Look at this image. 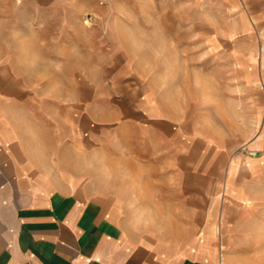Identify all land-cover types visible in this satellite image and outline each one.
<instances>
[{"label": "crops", "instance_id": "1", "mask_svg": "<svg viewBox=\"0 0 264 264\" xmlns=\"http://www.w3.org/2000/svg\"><path fill=\"white\" fill-rule=\"evenodd\" d=\"M4 1L35 11L59 7L61 2ZM218 1L236 13L242 10L229 19L227 28H217L218 37L230 42L243 35L227 49L230 69L237 72L242 87L253 89L251 102L260 109L254 118L261 119L244 152L229 159L227 152L204 143L199 145L209 153L202 160L172 163L168 158L157 163V143L165 155L172 151L174 125L170 107L156 106L149 80L137 79L144 89L141 95L123 102L121 111L120 107L110 111L109 116L118 117L115 128L93 130L95 103L87 105L78 119L73 103L62 114L54 101L46 107L33 103L27 80L22 85L10 74L14 70L10 58L0 59V264H264V255L239 250L264 247V229L258 243L247 237L248 218L257 212L252 201L264 186V0ZM31 23L23 19L24 47L28 40L45 36L29 31ZM116 52L113 64L120 55ZM58 82L52 80L49 86ZM108 112L102 108L99 117ZM188 134L185 148L196 140ZM111 135L121 142L122 155L116 159L108 158ZM213 152L216 157L207 158ZM78 163H125L146 169L142 177L149 183H162L153 199L155 214L166 221L157 234L125 226L120 218L123 192H93L81 179ZM172 180L178 181L179 191L174 193L168 188ZM170 200L179 202L173 205ZM172 215L181 218H167Z\"/></svg>", "mask_w": 264, "mask_h": 264}, {"label": "rangeland", "instance_id": "2", "mask_svg": "<svg viewBox=\"0 0 264 264\" xmlns=\"http://www.w3.org/2000/svg\"><path fill=\"white\" fill-rule=\"evenodd\" d=\"M60 1L59 7L35 11L0 0V59L10 58L14 69L10 74L22 85L23 79L27 80L31 102L46 107L54 101L60 114L73 103L77 119L93 102L96 107L91 128L113 129L118 117L109 116L110 111L117 107L121 111L123 102L140 96L144 89L138 87L137 79H145L152 85L156 106H169L173 117L172 151L165 155L157 143V163L168 158L172 163H187L188 158L189 162L202 160L209 153H203L204 146L199 145L204 143L214 151L227 152L228 159L244 152L245 142L261 123L254 118L260 109L251 102L253 89L242 87L237 72L230 69L227 49L241 42L243 35L228 42L219 39L217 31L218 27L227 28L229 19L236 18L241 9L236 13L218 0ZM24 18L32 22L29 31L44 33L43 40H28L23 46ZM86 48L93 52H84ZM115 50L120 55L113 64ZM52 80L59 81V86H49ZM93 83L99 86H90ZM105 107L109 112L102 119L99 114ZM176 131L182 134L176 137ZM188 133L197 141L185 148L183 143L191 136ZM108 138V158L121 157L120 138ZM214 153L207 158L216 157ZM78 164L82 165L78 167L81 179L93 192H123L120 218L125 226L157 234V227L166 221V217L155 214L157 200L153 199L162 183H149L142 177L146 169L126 167L125 163ZM107 180L113 182L102 183ZM169 187L173 193L179 191L178 181L172 180ZM178 202L169 201L173 205ZM252 202L257 212L248 218L251 231L247 237L258 243L264 229L260 226L264 225V186ZM167 218L176 221L181 217ZM239 250L264 255V247Z\"/></svg>", "mask_w": 264, "mask_h": 264}, {"label": "bare ground", "instance_id": "3", "mask_svg": "<svg viewBox=\"0 0 264 264\" xmlns=\"http://www.w3.org/2000/svg\"><path fill=\"white\" fill-rule=\"evenodd\" d=\"M220 257L222 258V254H220Z\"/></svg>", "mask_w": 264, "mask_h": 264}]
</instances>
